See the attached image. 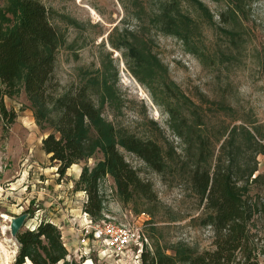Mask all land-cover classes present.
<instances>
[{
  "label": "trees",
  "instance_id": "trees-1",
  "mask_svg": "<svg viewBox=\"0 0 264 264\" xmlns=\"http://www.w3.org/2000/svg\"><path fill=\"white\" fill-rule=\"evenodd\" d=\"M126 1L136 9L129 14L136 25L120 30L114 28L109 34V46L121 52L129 73L165 111L172 133L184 142L185 129L191 132L190 143L192 136L199 135L214 122L207 120L201 105L187 99L168 80L165 67L144 39V31L149 29L144 28L143 16L155 33L176 38L188 53L194 55L193 36L199 30L197 20L204 19L213 26V15L201 0H119L125 11L129 10ZM244 1L223 0L227 14L235 21L242 19ZM220 17L226 24L225 15ZM62 45V37L39 0H0V117L3 130L6 131L16 119L4 100L23 92L36 126L51 131L42 139L41 148L48 161L56 165L60 178L71 166L100 155L92 166L81 169L75 182V191L86 197L83 213L94 222L102 219L104 196L100 186L106 178H111L123 204L139 201L151 214L147 207L158 203L153 186L140 177L123 152L162 175L183 150L177 154L170 148L166 156L152 138L137 136L102 115L104 108L118 111L121 106L115 82L108 76L107 63L110 66L113 62L111 53L106 55L107 63L102 59L101 69L89 74L81 86L59 93L55 65ZM93 95L97 97V104ZM184 108L190 111L191 122L182 114ZM222 123L215 118V128ZM222 130L215 136V148L210 140L196 143L195 161L188 172L190 187L202 206L201 223L213 233L211 248L199 251L176 243L170 248L172 253L168 254L157 246L153 251L145 249L142 252L141 264H264V199L252 201L247 196L248 183L262 178L255 173L257 158L264 155V133L258 136L242 124L226 125ZM247 150L249 163L244 165L241 155ZM14 241L17 252L13 264H78L67 259L61 232L50 222L41 221L34 230L21 229Z\"/></svg>",
  "mask_w": 264,
  "mask_h": 264
},
{
  "label": "rangeland",
  "instance_id": "rangeland-1",
  "mask_svg": "<svg viewBox=\"0 0 264 264\" xmlns=\"http://www.w3.org/2000/svg\"><path fill=\"white\" fill-rule=\"evenodd\" d=\"M39 1L48 10L50 22L63 39L55 65L59 93L81 86L89 74L101 69L102 59L107 63L106 55L111 53L113 62L110 66L107 63L108 76L111 82H115L121 106L118 111L104 108L102 115L137 136L152 138L163 148L165 155L170 148H174L177 154L183 150L162 175L123 152L126 161L140 177L152 184L158 203L147 207L151 214L139 201L123 204L116 194L113 180L106 178L100 186L104 196L102 219L142 227L148 241L145 249L149 251L158 246L171 254L170 248L176 243L199 251L210 249L213 233L201 223L202 206L190 187L188 172L195 161L196 143L210 140L215 148V136L223 131L224 126L242 124L258 136L264 133V0H245L241 8L242 19L236 21L227 14L223 0H201L213 15L215 25L209 26L204 19L197 20L199 30L193 36L194 55L188 53L176 38L155 33L143 16L144 28L149 29L144 31V39L165 67L168 80L187 99L201 105L207 120L214 122L199 135L192 136L190 143L191 132L185 129L184 142L172 133L165 111L129 73L121 52L109 46V34L114 28L120 30L136 25L129 15L136 12L132 3L126 1L129 10L125 11L119 0ZM220 15H225L226 24L222 23ZM93 99L97 104L95 95ZM4 103L15 113L16 119L4 131L0 117V264L14 262L17 249L10 236V220L24 214L27 219L23 230L34 228L41 221L55 222L61 228L69 261L133 264L126 257L102 255L91 237L84 238L79 231L78 226L82 223L79 203L85 195L75 191V182L81 169L92 166L100 155L71 166L60 178L56 165L48 161L41 148L42 139L51 131L36 126L25 94L21 92L17 97L6 98ZM182 114L192 121L187 108ZM215 118L223 125L215 128ZM209 148L212 147L209 145ZM241 157L244 165L249 163L248 150L243 151ZM257 162L255 176L261 175L262 178L248 183L247 196L252 201L262 202L264 155H260ZM72 210L78 216H70Z\"/></svg>",
  "mask_w": 264,
  "mask_h": 264
},
{
  "label": "built area",
  "instance_id": "built-area-1",
  "mask_svg": "<svg viewBox=\"0 0 264 264\" xmlns=\"http://www.w3.org/2000/svg\"><path fill=\"white\" fill-rule=\"evenodd\" d=\"M84 203L85 200L82 207ZM81 218L82 223L78 226L79 231L84 238L88 235L91 237L102 255L117 258L126 257L133 264H141V254L148 243L142 227L123 224L107 218L94 222L83 211ZM35 227L28 229L34 230Z\"/></svg>",
  "mask_w": 264,
  "mask_h": 264
},
{
  "label": "water",
  "instance_id": "water-1",
  "mask_svg": "<svg viewBox=\"0 0 264 264\" xmlns=\"http://www.w3.org/2000/svg\"><path fill=\"white\" fill-rule=\"evenodd\" d=\"M27 215H21L10 220L9 231L11 238L15 239L18 232L25 226Z\"/></svg>",
  "mask_w": 264,
  "mask_h": 264
},
{
  "label": "crops",
  "instance_id": "crops-1",
  "mask_svg": "<svg viewBox=\"0 0 264 264\" xmlns=\"http://www.w3.org/2000/svg\"><path fill=\"white\" fill-rule=\"evenodd\" d=\"M84 200H85V197L83 198ZM84 200H82V202H80L79 204H80V206H79V208H80V211H81V214H82V203H83V201ZM77 212L75 211V210H72V213L70 214V216H78V214H76ZM79 219H81V216H79ZM78 221V220H77ZM82 221V220H81ZM50 223H52V224H54L55 226H56V223L54 222H51V221H49ZM58 228H59V230H61V228L59 227V226H57Z\"/></svg>",
  "mask_w": 264,
  "mask_h": 264
},
{
  "label": "bare ground",
  "instance_id": "bare-ground-1",
  "mask_svg": "<svg viewBox=\"0 0 264 264\" xmlns=\"http://www.w3.org/2000/svg\"><path fill=\"white\" fill-rule=\"evenodd\" d=\"M93 12H94V11H93ZM93 12L91 11V13L95 16V13H93ZM3 230H4V228H3ZM3 230H2V231H3ZM8 242H9V241H8ZM5 261H6V260H5Z\"/></svg>",
  "mask_w": 264,
  "mask_h": 264
}]
</instances>
